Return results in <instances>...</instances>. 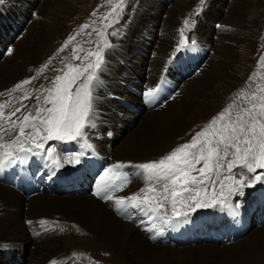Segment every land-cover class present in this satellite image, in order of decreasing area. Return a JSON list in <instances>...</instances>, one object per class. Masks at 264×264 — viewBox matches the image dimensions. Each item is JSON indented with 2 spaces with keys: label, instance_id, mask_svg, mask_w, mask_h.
<instances>
[{
  "label": "rangeland",
  "instance_id": "1",
  "mask_svg": "<svg viewBox=\"0 0 264 264\" xmlns=\"http://www.w3.org/2000/svg\"><path fill=\"white\" fill-rule=\"evenodd\" d=\"M4 1L7 5H3V9H0V30L5 28L6 33L3 31L0 32V67L8 64L5 61L7 54H5V52L7 48L12 44H16L17 40L20 38L22 40L25 37L29 42L27 46L30 48L40 47L43 44L47 46L45 48L46 53L35 61H32L29 53L18 52L12 60V65H9L8 72L4 74L0 80V105H3V108L0 109L3 112V119H0V124H4L7 127L9 126V119L17 121V133L19 132V121L29 113L35 116L38 107H51L50 102L47 104L44 103L45 97H55L57 84L62 87L66 81L75 74L76 66H79L82 70L87 64L94 63L96 57L89 55V53H95L97 51H99L103 57V67L99 70V86L95 91V106L100 112H98V116L103 115L104 118L110 119L113 117L114 121H117L118 117L133 121L134 118L128 114L133 112L136 114V117L139 115V118L137 117L135 121L134 127L136 128L138 126L141 127V121L144 119L150 120V124L153 125L154 121L151 120L153 114L146 111L158 109L157 113L166 112L165 107L168 102L178 106L184 105L189 109L186 113H183L184 116L173 117L174 125L178 119H183L189 123L190 128L189 130L187 129L185 134L180 137L178 133L175 134L173 139L176 140L168 141L161 151H159V148L155 147L150 148L151 150L148 148L147 154H150L147 156L148 158L145 157L137 160L126 159L123 160L125 163L128 161L142 163L149 160H159L161 156L172 151V149L176 148L178 145L189 142L196 133L211 127L209 122L212 121L213 117H217L214 123L216 129H221L231 124L233 121H236L238 116L243 115V110L250 107L249 101L252 103L259 102L258 100L252 99V93H256L257 97L264 96V60H261V57H264V0H206V3L202 6L199 4V0H159L161 7L158 9L148 6L151 0H140L141 4L138 2L139 0H126L123 6H117V0H111V3H109L108 0H0V4L4 3ZM16 3H19L21 8L15 7L14 4ZM42 3H45V5ZM137 4H139L138 7ZM24 6L27 7L24 8ZM113 7H116V12L112 11ZM9 10L11 13L8 16ZM194 12H199V15L193 16ZM3 15L10 18L8 27H6L7 20L3 21ZM186 18L189 20L188 26H185L184 23ZM230 18H232L233 22ZM193 19H195L194 28H192ZM113 21L118 22L114 23ZM171 22L172 26L171 28L169 27V30L170 32L173 31V34L175 32L176 37L173 39L172 46L167 51L168 54L166 52L167 55L163 57L165 67L156 81L157 75L160 73V66L154 70L153 60H155V52L159 45V41L162 39L163 27ZM1 25L3 26L1 27ZM82 25H86V27H81ZM218 25L222 28L217 27ZM202 29L211 33L208 35L209 41H211L208 45L200 42V40H196V38L194 39V37L198 35V32L201 33ZM11 30L14 31L12 34L9 33ZM180 30H183V35L180 34ZM113 33H116V35H113ZM220 33L224 35L222 39L226 42L233 39L238 43V46L240 45L237 57L238 60L236 59L237 61H235L229 69V72L236 77L237 82L231 84L228 83V81L217 79L213 85L201 88L198 86L196 89L198 93L185 97V86L191 79L199 75L205 64L208 63L207 66H209L211 62L215 64L220 62L221 55L213 51L214 45L218 39L220 40ZM153 34L158 41L156 42L157 45L153 43L155 38ZM202 37H204L203 34ZM185 39H187L189 44L192 39H194L196 43L188 48L177 51L180 47L179 42ZM45 40H47V42ZM66 41L67 43H65ZM106 42L111 44L112 47L107 48L105 46ZM150 46L156 47L155 51L153 48H150ZM112 55L115 59H111ZM146 64L148 65V71H144L146 76L144 77L145 83L143 81L140 83L141 85L137 84L139 85L138 87L135 85V88L128 89L127 82L130 78L124 74V69L126 68L127 71L129 70L132 72L131 77L140 82V79L137 77V72H134L131 67L139 65L138 67L142 66L145 68ZM18 65L21 67L23 66L21 68L23 72L17 71ZM69 66L73 67L70 69ZM153 72H155V74ZM56 77H61V80L57 82ZM249 77H251V79ZM151 79H153L152 83L150 81ZM24 80H29V83L21 85L20 88L14 87L20 81ZM150 86L154 88L155 91L151 97L146 98L143 93ZM124 87H126L130 94V96L127 95L128 98L127 96L124 97L125 95L122 97L119 96V94L124 93ZM105 88H107L108 92ZM104 95H109V97L105 99L103 98ZM37 98H39V100ZM216 98L217 100H215ZM211 101L215 102V104L211 106L216 107V109L211 114H207V107L211 104ZM218 101H220V103ZM118 104L120 105V110H118ZM17 108L20 109L19 112H16ZM226 108L229 109V112L226 113L223 118H220L218 114ZM127 110L130 112H127ZM10 113H15V115L9 117ZM114 114H116L117 117ZM148 114H151L150 117ZM175 114L172 112V116H175ZM41 115H44V113H41ZM31 122H35L39 125V121H32L30 116L29 123ZM97 122L98 120L96 118L94 125H96ZM115 130L116 132H107L105 136L107 135L109 138L114 137V142L118 144L119 141H117V139L120 137L122 130L117 128H115ZM32 131L31 127L24 128L25 135L21 137L20 143L26 147L33 146L35 143L40 142L34 141L28 135V133ZM104 132L106 131L104 130ZM130 133H128L127 136ZM41 135H46L42 126ZM208 135L213 141L209 146L218 148L220 156L223 157L224 144L217 143L219 141V135L211 137L210 132ZM105 136L104 134H98L97 130L93 127L88 128V137L91 143L97 142L96 144L100 145L98 141H103ZM0 137H2L0 138V144L7 145L11 140L16 138V133H12L11 135L0 134ZM110 145V143H108V145L106 143L107 147H110ZM18 146L19 144L12 145V148ZM45 146H47V144H45ZM62 148H65V151L69 153L85 150L84 152L86 154L81 158L80 164H76L75 159L71 162L66 161L61 158L63 157L62 154H60V157H56L55 154H53V157L48 160L41 159L40 157H31L29 162L32 164L36 161H40L42 162V167L47 171L58 170V172H60L62 170L61 168H63L65 172L68 173L75 168H79L83 172L86 171V173L96 169L101 171L106 165L115 163L112 161V157L97 148H95L94 153L91 150L82 148L79 141L60 143L58 149L61 153L63 152ZM233 151L234 149L229 148L228 155L224 157L223 160L218 161L222 164V167L219 169V177H217L214 170L210 182L205 186L207 188L208 197L213 195V183L211 181L215 182V191L219 193L221 187L220 181L224 180L226 176L235 174L229 173L227 170V161L233 158ZM205 155L207 154L205 153ZM56 158H60V163L63 164V167H58L55 163V165L53 164V159ZM89 162L91 164H89ZM16 165L18 168L21 167L20 163ZM203 166L204 159H200L198 163L194 162L192 168L189 169L190 174L200 175L199 169ZM259 171L263 170L258 169L257 172ZM10 175L11 179H13L14 173L10 172ZM235 175L237 179L242 178L239 174ZM252 175H256V173L249 174V176ZM136 179L137 178H133L132 181ZM245 183H248L247 179H245ZM4 184L11 186L9 183ZM257 184L258 183L253 187H245L243 196H233V202L235 203L238 201L241 204L235 216L233 214L229 215V211L222 210L220 207L196 208L194 201L186 200L183 205L178 204L177 208L178 210L189 212V215L186 218H181V222L175 226L166 225L157 218L149 220L146 216L136 213L134 209H130L129 212L131 214L126 218L121 217L122 219L120 220L134 223L151 242L164 245L163 247L171 244V246L176 245L173 243L174 240L186 242L181 245L183 247L193 245L189 243V239L185 237H192V240H194L196 244H199L198 233L200 232L206 235L211 243H201L199 245L209 244L215 248L217 246L223 248L224 246L235 244L234 240L227 241L226 234L231 228L249 229L248 234L250 235L251 231L257 229L256 227L262 226L264 223V205H261L264 204L263 183L258 184L261 188L255 195L249 194L252 189L257 188ZM94 187L92 190H94ZM141 187H145V185ZM16 190L26 197L29 195L18 187ZM158 191H162V189H158ZM121 192L114 193V197L116 195L119 196ZM167 195L170 199L171 194L168 193ZM103 202H105V200H103ZM112 203H114V200L111 202L110 206L112 210H115H113V212L116 213V216L119 217L121 213L113 207ZM208 203H211L210 199ZM189 204L192 205L191 208L188 207ZM253 206H255V209H252ZM161 213H166L168 216L174 215L169 201H164V207L161 209ZM254 213L257 214V217H255ZM220 214H222L225 219L221 227L216 223L218 218L221 219ZM183 219H187L188 222L183 223ZM161 228H163V231H161ZM148 229H151V231H148ZM173 231H175L174 234L177 238H173ZM82 233L83 237L89 236L88 239L83 240L85 242L82 247H67L64 243H61L63 244L61 246L62 248L60 247V251L55 253L56 257L61 258L60 260L62 261L63 257H67L68 255L72 256V261H62V263L60 261L61 264H126L121 261L122 259L124 260V258L114 255L109 249L94 244L95 240L93 241V239L99 240L98 238L90 235L86 230H83ZM65 235L68 234L65 232L63 237ZM73 235H76V233H73ZM49 236V234L45 235L42 239H38L39 241L36 240L34 242H45L46 240L47 243H50L48 242ZM77 236L81 237L79 234H77ZM153 236L155 239L151 238ZM240 238L241 236L237 237L235 240ZM166 240L172 241L169 244ZM23 243H25L23 256L18 254V252L11 254L13 251L9 255L7 253L4 255L2 251L0 253V264H33L30 259L33 253L32 251H34L35 243L32 244L30 242V244L28 241H24ZM43 245L45 246L46 244ZM43 245H41L39 249L41 251L39 256H42L46 252V247ZM65 251H68L67 255L64 254ZM158 251L156 257L166 255L161 249ZM245 252H247L246 255L248 257L246 259L252 261L251 263L263 264V261H260V257L257 256L256 253L252 251ZM49 256H51V254L48 255V257ZM127 263L132 264L131 262Z\"/></svg>",
  "mask_w": 264,
  "mask_h": 264
},
{
  "label": "bare ground",
  "instance_id": "2",
  "mask_svg": "<svg viewBox=\"0 0 264 264\" xmlns=\"http://www.w3.org/2000/svg\"><path fill=\"white\" fill-rule=\"evenodd\" d=\"M138 2H140L141 4L140 0ZM42 4L45 5V3H42ZM148 4H149L148 5L149 7H154L156 9L161 7L159 0L158 1L151 0ZM3 5H7L5 1L4 3L0 4V9H3L2 8ZM14 5L15 7L21 8L19 3H16ZM138 6L139 4H137V7ZM26 7L27 6H24V8ZM239 11H240V8H239ZM10 13L11 11L9 10L8 16L10 15ZM8 16L5 17L3 15L4 17L3 21L10 20ZM230 20L232 21V18H230ZM2 26L3 25H1V27ZM171 26H172V22L168 24L167 26L163 27L162 34L164 36L162 35V39L159 41V45L157 46V50L155 52L156 54L154 58L155 60H153V65L155 67L154 70L158 66H160V73L157 75L156 81L160 77V74L163 68L165 67L164 66L165 62H163L164 61L163 57H165L168 54L167 51L172 46L173 39L176 37V33L174 32L173 34V31L170 32L169 30V27L171 28ZM202 34L204 35V37H202ZM210 34L211 33H208V31L206 30L204 31L202 29L201 33L198 32V35H196L194 39L196 38V40L198 41L200 40V42L208 45L209 42H211L209 41V37H208V35ZM222 36L224 35L223 34L219 35L220 40L218 39V41L214 45V50H213L214 52L221 55L220 62L217 64H215L214 62H211V64L209 65L210 67L207 66L208 63L205 64L203 69L200 71L199 75L191 79L189 83L185 86V89H184L185 97L192 95L194 93H198V91H196L198 86L201 88L204 86L208 87V86L213 85V83L217 79L228 81V83H231V84L237 82L236 77L229 72V69L232 67L234 62L238 60L237 57H238V51H239L240 45L238 46V43L234 41L233 39L226 42L225 40L222 39ZM20 40L21 38L17 40L16 44H12L11 45L12 47L10 46L11 48L10 47L7 48V50L12 49V52L9 53L7 50L5 52V54L7 53L5 57V61L8 64L0 67V80L2 79L4 74L8 72L9 67H10L9 65L12 63L14 56L17 55L18 52L29 53L31 55L32 61L39 59L41 55L46 53L45 48L47 46H44L45 44L43 45L41 44L42 46L40 47L30 48L29 46H27V43L29 42L25 37L21 41ZM45 41L47 42V40ZM156 42L158 41L155 37L153 43L157 45ZM150 48H153L154 51L156 49V47H151V46ZM222 56H223V61H222ZM112 58L115 59L113 55L111 59ZM19 66L20 65L17 66L18 67L17 71L23 72L22 71L23 69H21L23 66L22 67L21 66L19 67ZM138 66L134 65V67L133 66L132 67L130 66V67L133 68L134 72H137V77L140 79V82L131 77L132 72H130L129 70L127 71L126 68L125 69L123 68L124 74H126L130 78L127 82V86L129 87L128 89L135 88V85L136 87H138L139 85L137 84H140L143 81L145 83L144 77L146 76L144 74V71H148L147 69L148 65L146 64L145 68L142 66L141 67H138ZM155 72L153 73L155 74ZM150 81L152 83L153 79H151ZM194 85H196L197 87ZM105 89L108 92L107 88ZM123 95H125L124 97H126L127 95L130 96L126 87H124V93L119 94V96L121 97ZM108 97L109 95H104L103 98L106 99ZM215 100H217V98ZM218 102L220 103V101ZM213 104H215V102L211 101V104L207 107V114L208 113L211 114L216 109V107L211 106ZM118 106H119L118 110H120V105L118 104ZM165 109H166V112H162V113H157L158 109L153 110V111H150V110L146 111V112L153 114V116L151 117L152 118L151 120L154 121V124L151 125L149 122L150 120L148 121L144 119L141 121V127L138 126L139 128L134 127L135 121L137 120V117L139 115L136 117V114L133 112H130L129 110H127V112H130L128 114L134 118L133 121L124 120L120 117H118L117 121H114L113 117H111L112 119H110V118H104L103 115L102 116L97 115L98 122L96 123V125L92 127L95 130H97L98 134H101V135L104 134L105 136L107 132H112V131L116 132L115 128L122 130V132L120 131L121 135L117 139V141H119L118 144L117 142H114L115 140L114 137L109 138L106 135L103 141H98L100 142V145L96 144L97 142L93 143L95 145V148L99 149L103 153L112 157L111 159H113L112 161L114 162H124L123 160H126V159L128 160L136 159L137 160L140 158H145L150 155V154H147V149L148 148L150 149L152 147L159 148V151H161V149H163L164 145L168 141L176 140V139H173L175 134L178 133L180 137L186 133L187 129L189 130L190 128L189 123L187 121H184L183 119L182 120L178 119V121L174 125V118H176L177 116L183 115V113H186L189 110L187 106H184V105L178 106L176 104H170L168 102L166 104ZM172 112L173 114H175L176 112L177 113L175 114V116H172ZM151 114H148V116L150 117ZM114 115L116 116V114ZM104 130L106 132H104ZM128 133L130 134L127 136ZM106 143L107 145L108 143H110L111 144L110 147H107ZM0 151H2V149H0ZM68 153L69 152L67 153L60 152V154H62L63 157H65L66 154ZM92 161H93V158H92ZM63 162H66V161H63ZM89 164L91 163L89 162ZM8 170H9V167L6 169V171ZM10 171L14 173L13 165L10 166ZM96 178H97V175H96ZM8 180H9V176L7 172L4 174V176L3 175L0 176V253L3 251L4 255L6 253L9 255L13 251L11 254H15V252L16 253L18 252V254L23 256L24 248H25V245H24L25 243H23L24 241H28L29 243L31 242L32 244H34L35 243L34 241L38 239H42L45 235L49 234L50 236H49L48 242L50 243H47V241L45 240V242H37L34 244V251H32L33 253L30 259L32 263L33 264H43V263L44 264H61L62 261L69 262V261H72L71 255H68L67 257L62 256L63 260L61 261L60 260L61 258L59 257L57 258L55 253H58L60 251V247L63 245L61 243H64V245L67 247L84 246L85 241L83 240H86L89 238V236H86V237L82 236L83 230H86L90 235H93L95 238L99 239V240L93 239V241L95 240L94 244H96L97 246L99 245L102 248L109 249L110 251L113 252L114 255L120 258H124V260L122 259L121 261L125 262L126 264H128L127 262H131L132 264H169V263H172V264H204V263L222 264L224 262H225L224 264H255V262L251 263L252 261L246 259L248 257L246 255L247 252L245 251H252L256 253L257 256L260 257V261L262 260L264 264V223L262 224V226L256 227L257 229L251 231L250 235L248 234L249 229H245L243 231H238V232L236 230H233L232 232L229 233V235H238L237 237L241 236V238L238 240H234L235 244L224 246L223 248L219 246L215 248L209 244L208 245L207 244H203V245L196 244V245H189V246H184V247L180 245L171 246L172 245L171 244V245H166V247H163L164 245H158V244H154L153 242H151L147 236H144V233L140 230V228L136 227L134 223L127 222L126 220L125 221L120 220L122 219L121 217L126 218L127 216L123 214L121 216L119 215L120 217L116 216V213L113 212L114 209L112 210V207L110 206L111 202H103L102 198L94 195L93 193H94L96 185L94 187V190H92V194L94 196L89 195V194H83V195L63 194L61 195V194H49V193L43 192V193L32 195L31 197H26L25 195H22L21 193H19L12 187L5 185L3 183V181H8ZM143 185L144 184L142 183V181L137 178L136 180L131 181V183L124 188V190L120 193L119 196L121 195L129 196L132 193H136ZM76 186H77L76 183L73 184L72 186H70L69 190L75 189ZM59 196H63V197H59ZM231 214L232 213L229 212V215ZM220 216L222 218V214H220ZM28 221H31V224H29ZM65 232L68 235L70 234L71 235L70 236L65 235L63 237V234ZM72 232L76 233V235H73ZM174 232L175 231H173V238H177ZM77 234H79L81 237L77 236ZM43 244H46V245L44 246ZM41 245L46 247L45 248L46 252L42 256L41 255L39 256V254H41V251L39 250ZM159 249H161L162 252H164L166 255H162V257H156V254L157 252H159L158 251ZM50 254L51 256L48 257V255ZM64 254L67 255L68 251H65ZM256 259H259V258H256ZM114 263H117V262H114Z\"/></svg>",
  "mask_w": 264,
  "mask_h": 264
},
{
  "label": "snow or ice",
  "instance_id": "3",
  "mask_svg": "<svg viewBox=\"0 0 264 264\" xmlns=\"http://www.w3.org/2000/svg\"><path fill=\"white\" fill-rule=\"evenodd\" d=\"M111 3V0H108ZM126 0H117V6H123ZM206 0H199L202 6ZM116 7L112 11L116 12ZM199 15L194 12L193 16ZM118 22V21H113ZM185 26H188L189 20L185 19ZM81 27H86L82 25ZM195 27V19L192 20V28ZM221 27V26H217ZM183 35V30H180ZM116 35V33H113ZM71 39V37H70ZM67 43V41L65 42ZM196 41L191 40L190 44L187 39L179 42L181 49L194 45ZM107 48L112 45L105 44ZM9 53L12 49L7 50ZM95 56L94 63L87 64L82 70L76 66L75 74L72 75L66 83L61 87L56 86L55 97H45L44 103H51V107L37 108L36 115L26 114L19 121V132L16 131L17 121L9 119L8 125L0 124V134L16 133V138L11 140L7 145L0 144V172L5 168L17 163L24 164L31 157H40L48 160L55 154L60 157L58 145L60 143L80 142V146L84 149L95 152V145L90 142L88 137V128L94 126L98 115L95 106V91L99 86V70L103 67V57L99 51L89 53ZM264 60V57H261ZM43 67V66H42ZM70 69L73 66H69ZM251 79V77H249ZM61 77H56L59 82ZM29 83V80L20 81L15 88ZM74 86V90H73ZM159 87V86H157ZM10 91V90H9ZM154 88H148L143 95L148 98L154 93ZM243 91V90H241ZM39 100V98H37ZM252 99L258 100V103L249 101L250 107L243 110V115L238 116L236 121L216 129L214 123L217 117H213L209 122L207 130L196 133L189 142L178 145L172 151L159 160H149L142 163H133L132 161L115 162L102 168L96 178V187L94 195L112 202L113 207L123 215H130V209H134L136 213L146 216L149 220L157 218L164 224L175 226L181 222V218L189 215L187 211L178 210L177 205H183L186 200L195 202L196 208L220 207L222 210L231 212L234 216L237 214L241 204L233 202V196H243L245 187H253L256 183H264V96L257 97L256 93H252ZM3 105H0V109ZM20 109L17 108L16 112ZM229 109L222 110L218 115L223 118ZM44 113V115H41ZM15 115L10 113L9 117ZM32 121H39V125L35 122L29 123V117ZM0 119H3V112L0 110ZM41 126L46 135H41ZM31 127L32 132L28 135L34 141H40L33 146H24L20 143L21 137L25 135L24 128ZM211 137L219 135V143L224 144V156H220L218 148H212ZM2 138V137H0ZM18 147L12 148V145ZM47 144V147H45ZM229 148L234 149L232 159L227 161V170L229 173L239 174L241 179H237L236 175H229L220 181L221 187L219 193L215 191V182L213 183V195L207 196V183L210 182L213 171L215 170L219 177V169L221 161L228 155ZM11 149V150H9ZM205 153L207 155H205ZM84 151L72 152L61 157L68 162L75 159L76 164L81 163V158L85 156ZM200 159H204V166L199 169L200 175H191L189 169L192 168L194 162L198 163ZM58 167H63L60 158L53 159ZM250 173L256 175L249 176ZM133 178H138L144 183L145 187H141L138 192L129 196H115L114 193L121 192L128 186ZM247 179L248 183H245ZM162 189V191H158ZM203 189V194H202ZM168 193L171 194L169 199ZM211 203H208V200ZM164 201H169L172 206L173 216L162 214L161 209L164 207ZM192 207L191 204L188 205ZM183 223H187V219H183ZM31 224V221H28ZM151 231V229H148ZM163 231V228H161ZM155 239V237H151Z\"/></svg>",
  "mask_w": 264,
  "mask_h": 264
}]
</instances>
